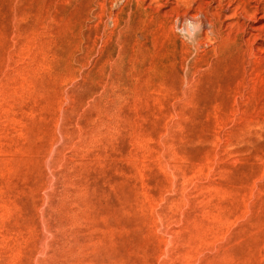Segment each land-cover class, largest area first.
I'll return each instance as SVG.
<instances>
[{
    "label": "rangeland",
    "instance_id": "rangeland-1",
    "mask_svg": "<svg viewBox=\"0 0 264 264\" xmlns=\"http://www.w3.org/2000/svg\"><path fill=\"white\" fill-rule=\"evenodd\" d=\"M0 264H264V0H0Z\"/></svg>",
    "mask_w": 264,
    "mask_h": 264
}]
</instances>
